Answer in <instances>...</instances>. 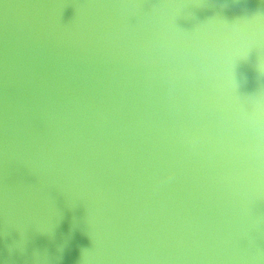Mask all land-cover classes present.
Here are the masks:
<instances>
[{
    "label": "water",
    "instance_id": "95a60500",
    "mask_svg": "<svg viewBox=\"0 0 264 264\" xmlns=\"http://www.w3.org/2000/svg\"><path fill=\"white\" fill-rule=\"evenodd\" d=\"M0 264H264V0H0Z\"/></svg>",
    "mask_w": 264,
    "mask_h": 264
}]
</instances>
